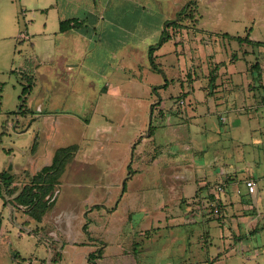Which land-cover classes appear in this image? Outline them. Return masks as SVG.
Here are the masks:
<instances>
[{"label": "rangeland", "instance_id": "obj_1", "mask_svg": "<svg viewBox=\"0 0 264 264\" xmlns=\"http://www.w3.org/2000/svg\"><path fill=\"white\" fill-rule=\"evenodd\" d=\"M197 8L199 13L194 18L183 19L178 26L170 28L171 36L178 44L177 54L183 51L189 56L188 74L182 76L184 86H181V81L177 83L172 80L169 89L153 93V85L144 81H153L155 85L164 83L166 77L173 79L182 64L176 63L177 57L171 54L154 57L158 69L139 51V65L142 67L134 68L130 79L127 77L129 69L119 78L124 83L141 82L137 90L128 89L138 93L141 99H145L149 93L147 98L150 99L156 94L168 98L176 113L169 119L174 129V132L171 130L174 133L172 143L166 144L165 148L185 151L182 152V163L174 164L176 169L183 168L180 178L177 170L151 168L147 174L141 172L127 178L124 184V179L137 169L135 164L132 166L134 169L128 167L131 157L137 159L139 148V145L134 148L135 142L127 148L129 136L134 133L135 119L140 121L147 117L150 120L152 102L101 100L95 90L77 89L74 92L80 100L78 109L81 119L72 121L61 118L57 130L51 127V121L48 126L52 131L46 135L49 144L58 142L60 145L74 144L81 148L61 176L53 196L55 206L43 217L41 230L45 234L48 250L40 243V235H30L12 223L8 206L12 203V195L7 193L2 183L0 212L5 208L4 214L7 215L3 222L6 246L0 247V264H16L9 246L13 251L18 249L26 261L37 247V255L48 252L53 257L51 261H59L64 256V248L74 242L73 237L76 241L71 246V252L78 255L75 264H89L85 254L91 249H95V252L103 250L102 264H107V261L112 264V260L113 264H264V116L242 115H260L264 106L259 105L264 101L258 95V100L252 105L241 103L236 111L239 116L228 112L225 118L216 113H197L193 102L190 103L192 100L188 91H184L191 81L202 80L207 75L210 80L212 70H216L218 65L211 55V45L220 47L222 52L216 56L223 62L234 54L241 57L246 54L247 62L253 64L256 59L264 60V48L241 44L226 37L227 33L242 37L249 34L264 42V0H199ZM198 18L201 29L197 27ZM27 19L28 16H20L16 34L26 29ZM43 19L42 15L36 18L39 23ZM201 42L209 54L206 53V68L211 67L210 73L208 70L204 77V68L196 56ZM43 44L38 45L39 59L28 39L17 35L0 38V173L4 170L15 172L29 161L27 153H30L34 140L37 144L40 142L41 122L34 121L28 127L33 119L32 116L28 119V114L19 110L22 102L25 100L24 108H32L34 103L37 105L40 97L48 95L44 90L48 84L58 97L70 92L68 83L75 82L81 87L89 84V75H78L65 66V63L71 62L64 57L65 52L69 51L68 47L61 45L55 48L52 43V48L43 49ZM169 46L170 43L166 44V47ZM40 60L53 63L52 66H45L47 72L42 75L31 67L33 62ZM245 61L241 58L237 65L241 67ZM93 79L95 82L101 81L96 75ZM259 81L255 75L253 83ZM29 84L31 88L23 93ZM202 92L197 91L198 98ZM181 99L185 101L181 102ZM72 105L75 108V104ZM157 106L160 111L155 108L153 127L160 123L161 109H168V106ZM49 108L47 105L45 110ZM62 108H57L58 112ZM169 117L170 113L165 118L167 121L164 119L166 123ZM84 126H87L86 138L82 137ZM105 128L107 132H99V129ZM151 143L146 142V147L152 146ZM84 148L87 149L85 152ZM202 148L205 152L201 155ZM127 155L128 162L124 163ZM229 167L239 178H244L240 185L243 193H236V188L231 185L233 191L230 195L225 194L226 190L224 194H219L225 201L220 208L218 200L211 198L210 193L219 181L227 182V187L228 181L217 179L213 174ZM162 173L170 179L177 177L174 179L177 182L181 179L182 185L177 187V192L166 191ZM250 175H254L255 180V186L251 188L245 186ZM27 178L23 171L16 174L11 188L22 187V179L28 181ZM206 180L210 182L200 184ZM242 194L251 197V200H242ZM228 197L233 202H229ZM158 203L166 205V209L155 211ZM12 208L14 212L21 213L19 209ZM19 213H16L18 220L22 221L25 215ZM57 230L60 238L53 234Z\"/></svg>", "mask_w": 264, "mask_h": 264}, {"label": "crops", "instance_id": "obj_2", "mask_svg": "<svg viewBox=\"0 0 264 264\" xmlns=\"http://www.w3.org/2000/svg\"><path fill=\"white\" fill-rule=\"evenodd\" d=\"M188 1L189 0H0L1 39H6L8 37H12L13 35L28 39L34 47L36 56L39 59V43H44L42 46L43 49L52 48V43H54L55 48L64 45L65 48H69V51L65 49L67 51L64 54V57L68 61H71L65 63V66L68 68V70L77 72L78 75H89V84L83 85L82 87L75 82L68 83L70 92L65 93L64 97H62L61 95L59 97L56 96V94L53 93V88H51L49 84L44 86V90L48 92V95L40 97L37 105L34 103V106H32V108L30 107L32 113H29L27 116V118L32 116L33 119L32 122H29L28 127H30L34 121L41 122L42 130L39 132V134L41 133L40 136L38 135V137H40V142L38 141V144L36 143L35 147H33L32 145L30 153H27V155H29V161L18 167V169H16L12 174L16 176V174H19L21 173V171H23V173L33 175L43 166L52 162L54 153L59 147L67 146L60 145L58 142L49 144L46 135L47 132L52 131L50 129L51 127H53L54 130H57L59 125L58 121L61 120V118L65 117V120L72 121L81 119V114L78 109L80 100L78 101L76 93L74 91L84 88L85 91L87 89L95 90L96 96L101 100L109 98L112 101L147 100L152 102L150 120H148L147 117H145L144 119L142 118L140 121L135 119V122L137 124L134 128V133L129 136L130 138L127 142V148H129V145L132 142H135L133 144L135 149L138 145L139 148L137 150V159L135 160L133 156L131 157L132 160L130 161V163H128L129 168L132 169L133 164H135L137 165V169L135 171H132L131 175H128L127 177H135L141 172V174H147V172L151 170V168H168L173 172L177 170L178 173H180L178 175V177L180 178L181 174H183V168L179 167L178 169H176L174 167V164L182 163V152L185 151L176 150L173 148L166 150L167 148H165L166 144L172 143L174 129H172V123L171 121H169V119L172 118L173 116L171 115L176 112L173 109L172 105L169 103L166 96L160 94V96L158 97L156 94L158 93V90L169 89L172 80L173 82L177 81V83L181 81V86H184L185 82L183 81L184 78L182 76L184 74H188L189 56L185 55L183 51L181 52V54H177L178 44L173 36H171L172 33L170 31V28L172 26H167V31L170 34V38L166 40L160 48L154 51V57L156 59L160 55L167 56L171 54L177 57L178 61L176 63H181L182 66H179L177 72H175V76L173 77V79H169L168 77H166L164 83L154 85L153 81L144 80L148 85H153L151 89L153 93L154 91H157L155 93L156 96H154L153 93L151 94L154 98H147L150 94L149 93L145 99H141L138 93H132L128 91V89L132 88L137 90L136 87H140L141 82L124 83V80L122 81L119 78L123 77L125 70L129 69L128 71L130 73L127 74V77L130 79L132 78L131 73L133 69L138 66L142 67L141 64L139 65V51H141L140 55L150 61V46L160 40L166 27V22L176 19L178 12H180V10L188 3ZM197 5L196 10L198 14L199 11ZM19 8L21 9L19 10ZM21 15L23 17L28 16L27 24L25 27L26 29L24 31H19V34H16ZM41 15L44 16V19L39 23V20L37 21L36 18L37 16ZM197 20V27H199L200 20L199 18ZM62 21H65L66 23V27L63 29L61 28ZM199 29L201 28L199 27ZM213 37H215V35H213ZM226 37L230 40H236L228 36ZM250 39L262 41L256 38H252L251 36ZM168 43H170V46L166 47V44ZM242 43L264 48L263 45H257L254 43H249L247 41H243L241 42V44ZM198 46H200V49H197L198 53L196 56L198 59H200V66L204 68V77V75H207L208 70V74L210 73L211 69L210 66H208L209 69L206 68L207 65L205 61L206 53L207 55L209 54L202 42L200 45L198 44ZM211 47L212 53L214 52V54L211 53V55L213 56V60L215 59L218 65L216 66V70L213 71V73L218 76H215L213 80H208L209 78L207 75L206 78H202V80H204L203 82H201L202 80L200 79L195 82L191 81L190 85L187 84V89L184 90L188 91L187 94L190 95L189 99L192 100L190 103L193 102L192 106L195 109L194 111H197V113L201 111V115L216 113L219 117L223 115L226 118V113L228 112H233L235 116H237L236 114L238 113L236 111L241 103H244L245 105L254 104V101L258 100V98H256L258 95L261 96L264 101V60L262 61L256 59L255 63L253 64V62H247V57L245 56L246 54L242 57L238 54H234V56L223 62L221 58L219 59L217 57L218 54L222 52L220 47H214L213 45H211ZM190 51H192V49H190ZM241 58H244L246 61L243 66L241 65V67H239L237 64L239 63V60ZM52 64L44 63V60H40L37 62H33L31 67L34 68L35 72L37 71L42 75L47 72L45 66H52ZM174 65L175 66L172 65L174 68L177 67L176 64ZM90 75H96L97 78L101 79V81L95 82L93 76ZM133 75L135 74L133 73ZM177 75L180 76L178 77ZM255 75H257L260 79L257 84L253 83ZM160 85L164 86L158 88L157 90L154 89L156 86ZM201 90H203V92L202 94L198 93L200 94V98H198L197 91ZM85 96H87L86 92ZM82 101L83 99L81 100V104H83ZM183 101L185 100L181 99V102ZM72 104H75V108H73ZM158 104L159 107L168 106V109H161V114H159L160 123L158 124V126H154L151 132L150 126H153V115L155 113V108L156 110H158ZM47 105L51 107L49 108L50 110H45ZM259 106H264V102H261ZM61 107H63L62 111L58 112L57 108ZM164 111L167 114L170 113L168 123L165 122L167 121L165 119L167 117V114H164ZM102 115H105V113H103ZM242 115L249 117L258 115L260 117L264 116V111H262L260 115ZM50 123L51 127L48 126ZM84 127V134L82 137L86 138L87 126ZM104 130L106 131L107 128L102 130L99 129V132H104ZM147 131H149V133L146 134ZM48 136L50 137V140H52V137L50 135ZM42 137L43 140L41 141ZM34 141H36V139ZM146 142H152V146L146 147ZM157 146H160L159 151L157 150ZM85 150L87 149L84 148V152ZM78 151H81V148H78L74 158L69 163L75 160L76 156L79 153ZM204 152V148H202L200 154L202 155ZM126 162H128V155L126 157V160H124V163ZM163 175L164 174L162 173V176ZM165 175V179L163 181H165V184L167 185L166 191L172 190L173 192H177V187H181L182 185L181 179H179V182H177L174 181V179H176L177 177L170 179L169 177H165ZM213 175L216 176L217 179L221 178V180L223 179L225 181H228L227 192L219 193L220 195L224 193L230 195L229 193L233 191L232 189H230V186L233 185L235 188H237L242 184V181L244 180V178H239L237 175H235L232 168L230 167L223 168L222 170L220 169L218 173H214ZM253 176L254 175H250V178H253ZM26 182L27 181L25 179H22V186ZM207 182L210 181H202L200 184H204ZM220 182L222 181H219L218 183ZM18 191L15 192L14 195H16ZM197 192L199 191L197 190ZM219 194H216L217 200H220L221 198ZM159 195L161 196V194ZM241 197L242 200L245 201H248L249 199L251 200V197L243 196V194L241 195ZM228 198L230 200L229 202H233L230 197ZM221 200L223 203H225L222 198ZM8 206L10 209L9 213L11 216L10 219H12V223H14V225L17 224L18 227L20 226L21 230L23 229V231H26L29 234L31 233L30 235H40V240H42V242L40 243L43 244L44 247L48 250V244L44 239L45 234L43 233V230H41V227L44 224V219L38 221L28 213H26L22 208L13 206L12 203ZM12 206L15 207V210L19 209L21 213L17 211L14 212ZM54 206L49 208L47 213L52 211ZM158 209L164 210L166 209V205L163 206L158 203L155 206V211ZM4 211L5 208L0 212V214L3 216V222L5 216L7 215L4 214ZM16 213L25 215V218L22 221H19L18 214ZM47 213L45 214L46 216L48 215ZM166 218H168L167 215ZM3 222L0 229V247L4 245L6 246V229L3 226ZM160 222H162V220H160ZM53 234L56 236V238H60L59 230L55 231ZM72 240L74 241L72 242L73 244L75 243L76 238L73 237ZM72 244L70 243L66 248H64V256L59 261H51L53 257H51L48 252L45 254L40 253L37 255L35 252L39 251V247H37L35 252L31 253L32 256L27 261L26 257L18 249L13 251L12 246H9V248L12 251L13 261L16 264H75L78 255L71 252ZM88 246L89 245H87V247ZM93 250L95 249L88 250L87 254H85V260L87 259L89 264V254L93 252ZM101 259V256L98 257V259H96V262L98 264H102ZM111 263H114L113 260Z\"/></svg>", "mask_w": 264, "mask_h": 264}, {"label": "trees", "instance_id": "obj_3", "mask_svg": "<svg viewBox=\"0 0 264 264\" xmlns=\"http://www.w3.org/2000/svg\"><path fill=\"white\" fill-rule=\"evenodd\" d=\"M198 0H190L181 10L178 12L177 18L167 21L166 27L163 31V34L158 42L155 44H152L149 48V58L154 66V68L159 67L156 65L154 61V51L158 48H160L166 40L170 38V34L167 31V26H178L180 22H182L183 19L188 18H194L195 15H197L196 5ZM66 23L65 21H62L61 28H65ZM227 36L236 39L240 42L247 41L249 43H254L257 45H264L263 41H256L250 39L249 34L246 36H238V35H228ZM214 70H212V73L210 75V79L213 80L215 77V73H213ZM164 85L156 86L154 89L157 90L158 88L163 87ZM31 88V85L29 84L28 87L24 88L23 93H26L27 90ZM25 101V100H24ZM24 101L21 103V106L19 107L20 111L26 112V115L29 113H32V110L30 107L24 108ZM153 126H150V131L152 132ZM36 141H34L33 147H35ZM78 150V146L71 144L67 146H61L59 147L53 156V160L50 164H47L43 166L40 170H38L33 175L28 176V181L19 189L12 187V183L15 181V175L11 172L4 170L0 173V185L3 183L4 187L8 194L12 195V204L13 206L17 208H22L26 213H28L30 216H32L34 219L41 221L44 217V215L47 213L49 208L53 206V196L56 191L57 186L60 184V179L63 173L65 172L67 164L74 158L76 152ZM128 177L125 178L124 184L126 183ZM19 190V191H18ZM213 190V189H212ZM18 193L14 195L15 192ZM227 191V186H226ZM0 194L1 189H0ZM211 198H216V194L214 191H211L210 193ZM217 199V198H216ZM8 202V201H7ZM218 205L221 208V204L223 203L221 200L218 199ZM6 204V203H5ZM222 212V210L220 209ZM3 222V216L0 214V229ZM101 252L93 251L89 254V261L90 264H98L96 262V259L94 257H100Z\"/></svg>", "mask_w": 264, "mask_h": 264}, {"label": "built area", "instance_id": "obj_4", "mask_svg": "<svg viewBox=\"0 0 264 264\" xmlns=\"http://www.w3.org/2000/svg\"><path fill=\"white\" fill-rule=\"evenodd\" d=\"M245 186L249 187V188L254 187L255 186V180L253 178L246 179ZM225 188H226L225 183L220 182V183H217L216 185H214L213 191L215 192V194H219V193H223L226 190ZM235 192L238 194L243 193L240 185L235 189Z\"/></svg>", "mask_w": 264, "mask_h": 264}]
</instances>
